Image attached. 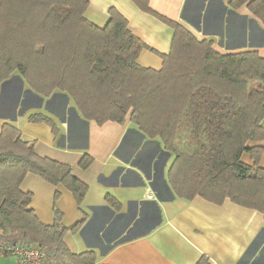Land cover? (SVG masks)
<instances>
[{
    "label": "trees",
    "instance_id": "16d2710c",
    "mask_svg": "<svg viewBox=\"0 0 264 264\" xmlns=\"http://www.w3.org/2000/svg\"><path fill=\"white\" fill-rule=\"evenodd\" d=\"M174 30L171 50L159 54L160 70L142 67L138 58L148 45L135 36L115 7L98 27L85 17L89 0H0V85L19 72L30 89L48 97L67 93L87 120L99 125L124 123L127 117L150 138H159L175 159L168 179L175 194L199 196L223 204L226 199L264 215V58L249 51L222 54L198 40L181 24L159 14L149 0H132ZM264 24V0H231ZM31 122H53L42 114ZM34 141L12 124L0 133V254L8 247L37 248L44 264H96L91 251L73 253L65 242L71 227L43 223L31 207L32 193L22 190L28 174L70 191L78 206L88 186L67 164L39 156ZM245 152L253 165L242 161ZM91 157L80 162L87 168ZM60 191L55 198L60 197ZM113 201V199H111ZM116 205L117 203H112ZM196 264H212L203 255Z\"/></svg>",
    "mask_w": 264,
    "mask_h": 264
},
{
    "label": "crops",
    "instance_id": "0c3cea01",
    "mask_svg": "<svg viewBox=\"0 0 264 264\" xmlns=\"http://www.w3.org/2000/svg\"><path fill=\"white\" fill-rule=\"evenodd\" d=\"M230 1L149 0V5L198 40L210 41L219 53L256 51L264 58L263 22L246 4L233 8ZM111 7L149 47L141 51L138 63L160 70L159 54L170 52L173 28L132 0H89L85 17L105 27ZM34 114L48 117L56 131L48 123L31 122ZM4 124L16 126L25 139L34 141L39 156L69 165L88 186L80 208L70 191L35 174H28L21 185L32 193L31 207L45 224L54 223L56 209L65 227L86 213L79 230L65 236L73 253L91 251L96 264H196L203 255L212 264H264V215L229 199L219 205L199 196L178 197L168 179L174 155L159 138L141 132L129 116L124 123L99 125L85 119L67 93L57 90L42 96L15 72L0 85V133ZM247 146L264 147V140ZM84 156L92 159L87 168L80 166ZM242 161L253 165L248 152ZM260 166L264 168V152ZM0 264L22 261L16 254H0Z\"/></svg>",
    "mask_w": 264,
    "mask_h": 264
},
{
    "label": "built area",
    "instance_id": "2783aa9c",
    "mask_svg": "<svg viewBox=\"0 0 264 264\" xmlns=\"http://www.w3.org/2000/svg\"><path fill=\"white\" fill-rule=\"evenodd\" d=\"M152 198V195L148 196ZM9 254H16L21 257L22 264H44L45 253L37 248H24L20 246L8 247Z\"/></svg>",
    "mask_w": 264,
    "mask_h": 264
}]
</instances>
